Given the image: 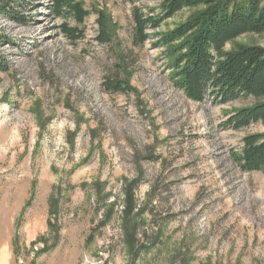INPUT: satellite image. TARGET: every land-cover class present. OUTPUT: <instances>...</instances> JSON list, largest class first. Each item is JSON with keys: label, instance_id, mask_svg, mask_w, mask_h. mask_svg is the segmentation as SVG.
<instances>
[{"label": "rangeland", "instance_id": "374dc122", "mask_svg": "<svg viewBox=\"0 0 264 264\" xmlns=\"http://www.w3.org/2000/svg\"><path fill=\"white\" fill-rule=\"evenodd\" d=\"M78 1L82 26L50 0L0 14V264H264V173L233 158L264 123L224 127L253 100L187 99L156 39L133 43L129 0ZM238 46L264 48V34L226 49ZM113 80L134 92L108 91Z\"/></svg>", "mask_w": 264, "mask_h": 264}, {"label": "trees", "instance_id": "16d2710c", "mask_svg": "<svg viewBox=\"0 0 264 264\" xmlns=\"http://www.w3.org/2000/svg\"><path fill=\"white\" fill-rule=\"evenodd\" d=\"M133 8V43L143 46L154 38L153 47L162 48L163 60L172 84L187 99L215 105H228L252 99L253 104L237 109L224 127L242 131L264 123V48L260 46L226 47L244 35L264 34V0H160L146 13L138 5L151 0H129ZM14 0H0V14L18 20ZM58 19L70 17L82 26L90 13L78 0H50ZM184 11L189 18L171 30L162 32L165 23ZM99 42L111 40L109 18L100 14ZM71 40H78V27L63 25ZM110 92L129 94L134 89L126 81L107 82ZM233 158L243 173H264V133L246 135L239 153Z\"/></svg>", "mask_w": 264, "mask_h": 264}]
</instances>
